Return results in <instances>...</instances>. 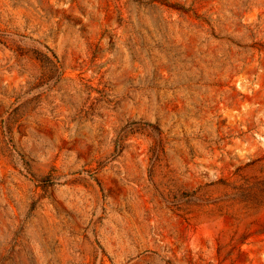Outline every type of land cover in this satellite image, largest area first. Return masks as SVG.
I'll use <instances>...</instances> for the list:
<instances>
[{
	"label": "rangeland",
	"instance_id": "obj_1",
	"mask_svg": "<svg viewBox=\"0 0 264 264\" xmlns=\"http://www.w3.org/2000/svg\"><path fill=\"white\" fill-rule=\"evenodd\" d=\"M0 264H264V0H0Z\"/></svg>",
	"mask_w": 264,
	"mask_h": 264
}]
</instances>
